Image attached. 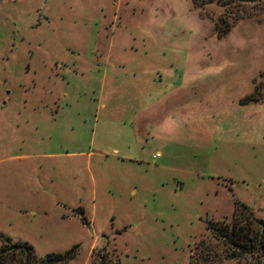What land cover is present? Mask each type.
<instances>
[{
  "label": "rangeland",
  "instance_id": "rangeland-1",
  "mask_svg": "<svg viewBox=\"0 0 264 264\" xmlns=\"http://www.w3.org/2000/svg\"><path fill=\"white\" fill-rule=\"evenodd\" d=\"M236 201L264 221V0H0L10 244L70 250L58 264H264L210 228Z\"/></svg>",
  "mask_w": 264,
  "mask_h": 264
},
{
  "label": "trees",
  "instance_id": "trees-1",
  "mask_svg": "<svg viewBox=\"0 0 264 264\" xmlns=\"http://www.w3.org/2000/svg\"><path fill=\"white\" fill-rule=\"evenodd\" d=\"M235 203L233 219L230 224H217L211 226L224 244L230 246L233 251L238 253H254L264 257V221L253 219L247 222L251 214L245 205ZM249 212L250 214H248ZM247 222V223H246ZM251 223L254 228H251ZM2 247L0 248V264H58L71 258V251L63 254L47 253L39 257L34 252L33 246L26 242L11 243L9 237L0 234ZM22 252V253H21ZM24 258V259H23Z\"/></svg>",
  "mask_w": 264,
  "mask_h": 264
}]
</instances>
